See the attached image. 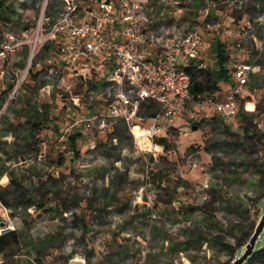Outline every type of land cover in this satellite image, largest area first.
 <instances>
[{"label": "rangeland", "instance_id": "1", "mask_svg": "<svg viewBox=\"0 0 264 264\" xmlns=\"http://www.w3.org/2000/svg\"><path fill=\"white\" fill-rule=\"evenodd\" d=\"M45 1L0 0V24L17 34ZM180 1L194 17L206 7L205 0ZM208 4L214 14L208 16L207 40H220L232 55V71L233 63L253 65L250 103L241 101L242 118L226 120L206 108L195 122L188 112L199 104L189 102L185 113L164 123L168 145L157 150L160 137L143 151L123 120L111 130L92 124L102 99L90 95L87 76L71 70L54 77L57 86L51 87L48 102L33 106L48 105L54 123L81 133L78 155L69 144L60 146L55 135L31 146L26 138L32 128L17 111L29 102L24 87L32 95L38 90L35 82L46 81L37 68L41 57L36 58L21 95L0 118V190L13 173L21 187L8 186L7 200L14 203L29 193L13 206L21 243L5 253L4 264H228L241 250L238 239L254 230L264 212V47L256 46L264 41V0ZM60 6L61 0H48L53 16ZM176 23L183 28L189 22ZM18 54L19 60L11 59L13 77L28 64L27 48ZM214 58L209 56L201 79L214 67ZM219 84L226 92L228 82ZM7 92H0V110ZM47 128L54 127L39 125L32 133L40 136Z\"/></svg>", "mask_w": 264, "mask_h": 264}, {"label": "built area", "instance_id": "2", "mask_svg": "<svg viewBox=\"0 0 264 264\" xmlns=\"http://www.w3.org/2000/svg\"><path fill=\"white\" fill-rule=\"evenodd\" d=\"M181 3L180 0H61L57 15L53 16L46 0L40 14L17 34L0 24V89L8 91L0 118L21 95L36 58L49 44L57 43L60 59L76 65L82 76L89 74L101 82L98 94L104 96L108 109L95 113L92 124L111 130L119 120L130 123L140 118L139 110L144 102L156 105L147 127L131 126L143 151L147 147L138 142L133 129L139 127L141 137L153 143L162 134V122L185 113L189 102L199 104L198 110L188 112L192 121L198 122L200 111L206 108L223 119L233 120L249 93L253 65L233 63L235 83L224 99L203 95L193 98L188 70L205 69L202 53L206 38L203 24L190 19V10L181 9ZM205 4L200 15L206 16L209 12L206 0ZM185 20L190 24L178 28L176 22ZM256 46L262 50L264 41ZM24 47L28 51V64L13 77L11 59L19 60L18 52ZM46 62L50 65L49 73L58 74L57 57H48ZM43 90L35 100H40ZM183 134L179 132L180 136ZM157 148L163 146L155 144L154 150ZM41 157L40 153L38 159ZM11 215L12 209L0 200V236L16 231ZM79 261L84 260L79 258ZM4 262V256L0 255V264Z\"/></svg>", "mask_w": 264, "mask_h": 264}, {"label": "crops", "instance_id": "3", "mask_svg": "<svg viewBox=\"0 0 264 264\" xmlns=\"http://www.w3.org/2000/svg\"><path fill=\"white\" fill-rule=\"evenodd\" d=\"M207 2H208V0H206ZM210 11H212V14H214V10L213 9H211ZM208 12V14L205 16V15H199V16H196V17H194V15H192V13H191V10L189 11V15H190V19H192V20H194V21H198V22H201L202 24H203V30H204V34H205V38H206V49L204 50V52L202 53V61L204 62V64H205V69H203V70H207V66L209 65L208 64V59H209V56L210 55H214L215 56V58H214V62H213V64H214V67L211 69V70H209V71H207L208 72V76L210 75V72H215V71H217L219 68H220V66H219V63H218V51H217V43L218 42H220V40L217 38V37H215V40H207L208 39V36H209V32H208V29L207 28H209V27H207V26H209V24H208V19H209V17L208 16H210V14H211V12ZM181 14H183V13H181ZM217 14V13H216ZM187 18H189V17H187ZM214 36H216V34H214ZM221 43V42H220ZM49 46H53V50L52 51H49ZM43 52H44V54H43ZM42 52V54L40 55V57H41V59L38 61L39 63H38V71H41L42 73H44V78H45V83L44 84H41L39 81H36L35 82V84H36V86H38V90L37 91H35L32 95L31 94H29V93H31V90H30V87H24L25 89H24V93L26 94V98H28V104L27 105H36V106H39L38 105V103L40 102V101H43V100H45V102H48V100H49V95H50V89H51V87L53 86V87H55V83H54V81H53V79H54V77L55 76H58V75H62L63 74V72L64 71H66V70H71V71H75V73H77V71L78 72H80L75 66L76 65H72L67 59H60L59 57H58V45H57V43L56 44H49L45 49H44V51ZM228 54V53H227ZM51 56H54V57H57V63L55 64V66L57 67V69H58V74H56V75H51L50 73H49V64L46 62V59L48 58V57H51ZM228 56H230L229 57V59H228V61H230L231 59H232V55H229L228 54ZM225 67H227L228 68V70H229V75H230V77H229V80H218L217 81V83H216V86H217V88L215 89V90H213L212 92H206L205 94H203V96H210V97H212V98H215V97H217V98H215V99H218V100H221V99H224L225 97H227V95L230 93V90L232 89V86H233V84L235 83V79H234V76H233V74H232V70L230 69V67H229V65H228V62L226 63V65H225ZM81 70V69H80ZM200 72H202V71H198V74L200 73ZM81 74V73H80ZM71 75V74H70ZM87 75V78H88V80H89V84H90V82H92V84H91V93H90V95L92 96V94L94 93V94H98V89H99V87H100V85H101V82L99 81V80H97V79H93L92 77L93 76H90L89 74H86ZM208 76H206V77H208ZM205 77V78H206ZM199 78H200V80H204L205 78H203V79H201V77H200V75H199ZM86 80H84V82H85ZM222 81H225V83L226 82H228V87H227V89H226V92H221L220 91V89H219V87H220V82H222ZM86 83H88V81H86L84 84L85 85H87ZM57 86V85H56ZM42 88H44L45 90H43V95L41 96V98H40V100L39 101H37V100H35L37 97H38V95H40V93L42 92L41 90H42ZM5 90L3 89V88H1L0 89V92H4ZM28 91V92H27ZM48 91V92H47ZM37 92V93H36ZM45 92H47V93H45ZM2 94V93H1ZM27 94H28V97H27ZM252 94L250 93V91H249V93H248V95H245L244 96V98L246 99H244L245 100V105H246V102L248 101V99H247V97L248 96H251ZM100 97H101V99H102V101H101V105H100V107H101V109L99 110L100 112L99 113H101V112H105L107 109H108V107H107V104L105 103V99H104V96L102 95V94H100ZM33 100L35 101V102H33ZM192 103V102H191ZM194 103V102H193ZM254 103V102H253ZM26 105V106H27ZM196 107V106H195ZM38 108V110L41 112V113H43L44 112V110H47L48 109V105H43V108H41V107H37ZM156 105L155 104H153V103H151L150 101H147V102H144L142 105H141V107H140V110H139V116H140V118H134V119H132V121L130 122V123H126L128 126H129V129H130V131L132 132V130H131V126L133 125V124H137V125H139V126H141V127H147L149 124H150V122H151V119H152V116L154 115V113L156 112ZM240 108H241V106H240ZM240 108H239V110H238V112H237V114L235 115V119H236V117H238V118H242L243 117V115H242V112L240 111ZM21 109H23V108H21ZM21 109H19L18 111H17V109H16V111L19 113V111L21 110ZM206 110V109H205ZM49 111H50V109H49ZM251 111V110H250ZM20 114V118H22V119H24L25 120V122H27L28 120H26V117H25V115L24 114H22V113H19ZM49 115H50V117L51 118H54L50 113H49ZM200 120V119H199ZM55 122V120H53L52 122H49V121H45L44 123H42V125H46L47 127H49V126H52V127H54V128H51L52 130H50L49 128H47L48 129V131L46 130V132H42L41 134H40V136L42 137V138H40V136L38 135V136H35V138H36V140L38 141V144L40 143L39 141L40 140H44V138H52V137H54V135H55V137H57V138H59L60 139V141L58 142V144L60 145V146H63V145H67L68 143H67V139H68V136L70 135V134H79V136H78V139H77V147H78V141H79V138H80V136H81V133L79 132V131H76V132H74V130L71 132V130L70 129H63L62 127H60V126H58V124L57 123H54ZM167 122V121H166ZM28 123V122H27ZM54 123V124H53ZM125 123V122H124ZM163 123V131H162V134L159 136V137H164V138H166L167 137V131H166V127H165V122H162ZM51 124H53V125H51ZM28 125L29 126H31V124L30 123H28ZM139 128V127H138ZM55 130H57V133H56V131ZM134 130V129H133ZM39 138V139H38ZM42 140V141H43ZM61 140H63V141H61ZM44 142V141H43ZM42 142V143H43ZM61 143V144H60ZM157 145H162V146H165L164 144H157ZM48 146V144H46V142H45V144H44V146H43V148H46ZM79 149V148H78ZM37 155H38V153H37ZM22 162V161H21ZM20 164V163H19Z\"/></svg>", "mask_w": 264, "mask_h": 264}, {"label": "trees", "instance_id": "4", "mask_svg": "<svg viewBox=\"0 0 264 264\" xmlns=\"http://www.w3.org/2000/svg\"><path fill=\"white\" fill-rule=\"evenodd\" d=\"M222 43L218 42L217 43V51H218V63L220 68L215 71V72H210V75L208 77H206L204 80H200L199 78V74L196 70H188L191 76V86H190V92L191 95L193 96V98H198L199 95H203L206 92H212L213 90H215L217 88L216 83L218 80H229L230 75L229 70L227 67H225L226 63L228 62L229 56L226 53V51L221 47ZM250 84V83H249ZM246 103H250V101H247ZM255 107V105H254ZM19 113H22L25 115L26 120H28L27 122L31 124V134L28 135V137L26 139L30 140L28 142H30L33 145H38V141L36 140L34 133H32V131H35L38 129L39 125H42V123H44L45 121H49L52 122L54 120V118H51L49 113V109L44 110L43 113H41L38 108L36 106L33 105H27L25 107H23V109H21L19 111ZM243 115V114H242ZM124 125L127 126L126 123H124ZM197 126V124H196ZM122 129H119V131ZM134 132L137 135V139L138 142L145 147H149L151 148L153 146V143L151 141H149L146 138H142L141 137V131L138 127L134 128ZM247 132V131H245ZM79 134H70L68 136L67 139V143L69 144V146L71 147V151L73 154H77L79 153V149L77 147V139H78ZM159 142V144H164L165 147L168 145L167 139L164 137H160L157 139ZM30 146V147H31ZM31 150H37V149H32ZM17 151V150H16ZM34 152V151H32ZM38 152V150H37ZM59 163H62L61 161H59ZM10 184L3 187V189L0 190V200L9 208L12 209V213H13V206L17 205L18 203L22 202V198L23 196L26 197L28 196L29 193H25L23 196L18 197V199L15 200V202L10 203L7 198H6V193L5 191L8 190V186H15V187H21V184L17 181V177L12 176L10 177ZM8 181V178L6 176H3L1 178V183H6ZM1 188V187H0ZM264 188V187H263ZM264 192V189H263ZM33 200V198L30 196L28 197V201L29 203H32L31 201ZM254 229V228H253ZM253 232V231H252ZM252 232L250 233H245L242 235V237H240L236 243V247L240 248L241 246H243L248 238L250 237V235L252 234ZM214 241V240H212ZM193 242V239L190 240V243ZM21 243V234L16 230V231H12L8 234L5 235H1L0 236V255L1 256H5V253L10 250L11 248L18 246ZM219 244L222 246V248L228 249L230 250V252L233 251V247L227 245L226 243H223L222 241H219ZM262 260L264 261V246H262L255 254L254 256L251 258L250 261H248L246 264H258V261Z\"/></svg>", "mask_w": 264, "mask_h": 264}, {"label": "water", "instance_id": "5", "mask_svg": "<svg viewBox=\"0 0 264 264\" xmlns=\"http://www.w3.org/2000/svg\"><path fill=\"white\" fill-rule=\"evenodd\" d=\"M264 246V212L260 215L254 230L241 250L228 264H246Z\"/></svg>", "mask_w": 264, "mask_h": 264}, {"label": "bare ground", "instance_id": "6", "mask_svg": "<svg viewBox=\"0 0 264 264\" xmlns=\"http://www.w3.org/2000/svg\"><path fill=\"white\" fill-rule=\"evenodd\" d=\"M141 130V129H140ZM141 134H142V130H141Z\"/></svg>", "mask_w": 264, "mask_h": 264}]
</instances>
